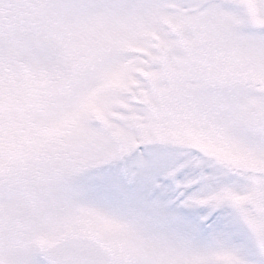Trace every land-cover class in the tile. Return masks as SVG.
I'll use <instances>...</instances> for the list:
<instances>
[{
  "label": "snow or ice",
  "instance_id": "1",
  "mask_svg": "<svg viewBox=\"0 0 264 264\" xmlns=\"http://www.w3.org/2000/svg\"><path fill=\"white\" fill-rule=\"evenodd\" d=\"M0 264H264V0H0Z\"/></svg>",
  "mask_w": 264,
  "mask_h": 264
}]
</instances>
